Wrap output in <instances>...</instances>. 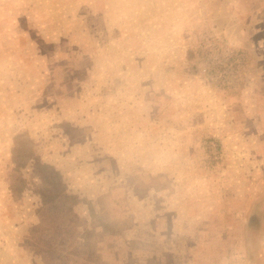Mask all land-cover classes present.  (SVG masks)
<instances>
[{
    "label": "rangeland",
    "instance_id": "obj_1",
    "mask_svg": "<svg viewBox=\"0 0 264 264\" xmlns=\"http://www.w3.org/2000/svg\"><path fill=\"white\" fill-rule=\"evenodd\" d=\"M251 88L264 0H0V264H264Z\"/></svg>",
    "mask_w": 264,
    "mask_h": 264
},
{
    "label": "crops",
    "instance_id": "obj_2",
    "mask_svg": "<svg viewBox=\"0 0 264 264\" xmlns=\"http://www.w3.org/2000/svg\"><path fill=\"white\" fill-rule=\"evenodd\" d=\"M237 99L238 101L236 103L239 105V103L241 102V105H243V108L241 109L242 110L244 109L246 114L250 118H252L251 119L252 123H264V122H260L261 120L260 117H264V99H261V100L259 99L254 88L249 89V92L247 96L245 97L244 101H241L239 97L236 98L235 100ZM231 100H232L231 102H233V97H231Z\"/></svg>",
    "mask_w": 264,
    "mask_h": 264
},
{
    "label": "trees",
    "instance_id": "obj_3",
    "mask_svg": "<svg viewBox=\"0 0 264 264\" xmlns=\"http://www.w3.org/2000/svg\"><path fill=\"white\" fill-rule=\"evenodd\" d=\"M57 230V229H56ZM73 233H76L77 234V236L80 234V232L79 231H77L76 229H74L73 228V230H72V232H71V234H73ZM70 235V234H69Z\"/></svg>",
    "mask_w": 264,
    "mask_h": 264
},
{
    "label": "built area",
    "instance_id": "obj_4",
    "mask_svg": "<svg viewBox=\"0 0 264 264\" xmlns=\"http://www.w3.org/2000/svg\"><path fill=\"white\" fill-rule=\"evenodd\" d=\"M232 64V63H231Z\"/></svg>",
    "mask_w": 264,
    "mask_h": 264
}]
</instances>
